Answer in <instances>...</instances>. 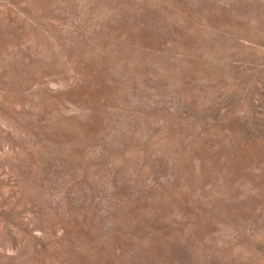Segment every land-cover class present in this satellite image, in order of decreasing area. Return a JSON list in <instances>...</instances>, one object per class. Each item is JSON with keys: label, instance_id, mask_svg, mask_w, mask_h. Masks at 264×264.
I'll list each match as a JSON object with an SVG mask.
<instances>
[{"label": "rangeland", "instance_id": "1", "mask_svg": "<svg viewBox=\"0 0 264 264\" xmlns=\"http://www.w3.org/2000/svg\"><path fill=\"white\" fill-rule=\"evenodd\" d=\"M0 264H264V0H0Z\"/></svg>", "mask_w": 264, "mask_h": 264}]
</instances>
